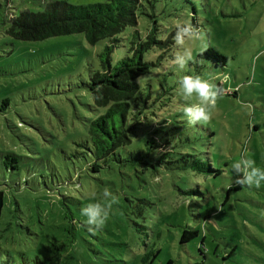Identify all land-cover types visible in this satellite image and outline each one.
<instances>
[{"label":"rangeland","instance_id":"rangeland-1","mask_svg":"<svg viewBox=\"0 0 264 264\" xmlns=\"http://www.w3.org/2000/svg\"><path fill=\"white\" fill-rule=\"evenodd\" d=\"M51 1L0 0V188L30 200L10 226L4 217L0 222V259L8 258V264H37L39 258L42 264H264V182L259 188L238 185L231 167L244 155L264 169V0H139L137 24L118 34L112 65L130 55L134 42L145 41L157 23L160 39L175 29L177 19L191 21L203 33L202 42L186 43L194 59L184 70L171 66L176 45L144 54L155 63L138 81L156 88L173 85L171 99L156 100L146 112L156 124L144 128V137L154 139L147 144L149 154H166L157 172L145 163L116 160L99 166L86 153L90 125L105 111L90 83L103 69L109 38L90 44L83 33L25 40L6 32L10 17L39 11ZM209 46L227 57L223 67L201 54ZM182 75L223 84L225 94L207 124L190 125L180 110L198 102L177 94ZM241 102L253 105L251 117ZM186 137L193 140V157L180 156L190 147ZM7 155L19 159L18 171L3 168V160L14 163ZM199 159L210 161L212 169L195 165ZM12 180L23 182V188ZM104 188L116 202L104 227L92 234L82 227L81 209L92 195L104 203ZM70 209L73 235L64 229ZM185 229L198 234L182 242Z\"/></svg>","mask_w":264,"mask_h":264},{"label":"trees","instance_id":"trees-1","mask_svg":"<svg viewBox=\"0 0 264 264\" xmlns=\"http://www.w3.org/2000/svg\"><path fill=\"white\" fill-rule=\"evenodd\" d=\"M139 6V0H102L86 4L54 0L48 2L45 8L39 11L23 10L18 15L10 17V25L6 28V32L16 39L25 40H41L55 35L83 33L90 44H94L100 39L109 38L112 44L107 45L104 49L105 59L102 62L105 64L103 69L93 73L90 83V91L96 103L105 107V111L90 125L89 138L85 142L86 153L97 159L99 166H101L100 164L106 166L112 160L128 162L132 165L145 163V165H151L157 172V167L166 154H149L150 146L147 144L154 143V139L144 137V128L153 129L156 124L146 112L156 100L160 98H163L164 101L170 100L173 94L171 91L173 85L167 83L166 86L161 85V88H156L148 83L141 84L138 79L145 75L151 65L155 63L145 60V52L155 47L172 51L171 48L175 46L173 39L175 29L169 35V32L167 33L166 39H160L157 35L159 30L157 23L149 30L145 41L134 42L130 55L123 57L114 65L110 61V52L119 39L117 38L118 34L124 28L137 24ZM201 54L212 59L216 66L223 67L226 64L227 57L214 47L209 46ZM218 84L223 87L220 82ZM192 143L193 140L186 137L185 144L190 147L181 152L180 156H194ZM142 144L145 148L141 147ZM6 159H10L14 163L8 164L3 160L1 161L3 168L9 173L18 171L20 168L19 159L14 155H7ZM149 159H152V163L149 162ZM197 163L200 164L198 165L200 168L207 165L212 169L210 161L199 159L195 160L194 164L197 165ZM77 177L79 178V176ZM11 183L18 184V188L20 186L23 188V182L12 180ZM79 183L82 185L80 180ZM232 188L234 189L233 186L229 187V189ZM90 198L92 199L91 203H99L95 196L92 195ZM29 201L28 198L18 200L15 195H8L6 189L1 187L0 222L4 217L5 221L7 220L6 224L10 226L12 218H16L17 212L21 211V205H27ZM35 202L38 204V201ZM70 212L71 222L64 229L73 235L76 225L72 224L73 210L70 209ZM197 234L195 229H185L181 241H187ZM8 263H10L8 258L0 259V264ZM38 263L42 264L41 258Z\"/></svg>","mask_w":264,"mask_h":264},{"label":"clouds","instance_id":"clouds-1","mask_svg":"<svg viewBox=\"0 0 264 264\" xmlns=\"http://www.w3.org/2000/svg\"><path fill=\"white\" fill-rule=\"evenodd\" d=\"M174 27L175 34L173 39L176 47L172 53L171 66L184 70L189 62L194 59L192 49L191 47H185L186 43L202 42L203 33L191 21L177 19ZM256 58H259V54ZM228 79L230 77L225 76V80ZM225 91L222 86H218L200 75L180 76L177 94L185 102L190 101L193 96L198 100L197 103L181 105L180 110L187 118V122L190 125L197 123L207 124L211 119L212 111L216 108L217 101L225 94ZM241 106L245 109L246 115L251 117L254 112L253 105L241 102ZM231 167L236 175L235 183L238 185L259 188L261 182H264V169L256 167L255 162L244 155H241V158L234 162ZM102 196L104 203H90L81 209V215L86 217L82 227H85L92 234L104 227L112 211V204L116 202V197L108 188L103 189Z\"/></svg>","mask_w":264,"mask_h":264}]
</instances>
